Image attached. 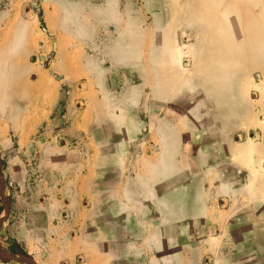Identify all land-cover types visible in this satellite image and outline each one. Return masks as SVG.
<instances>
[{
    "label": "crops",
    "instance_id": "crops-1",
    "mask_svg": "<svg viewBox=\"0 0 264 264\" xmlns=\"http://www.w3.org/2000/svg\"><path fill=\"white\" fill-rule=\"evenodd\" d=\"M12 1L0 0V94L20 96L13 110L30 137L32 128L52 133L4 162L13 264H264L263 139L190 141L167 119L152 134L141 109L142 96L171 93L136 85L141 25L126 11L155 9H142L146 0H36L35 10Z\"/></svg>",
    "mask_w": 264,
    "mask_h": 264
},
{
    "label": "rangeland",
    "instance_id": "rangeland-1",
    "mask_svg": "<svg viewBox=\"0 0 264 264\" xmlns=\"http://www.w3.org/2000/svg\"><path fill=\"white\" fill-rule=\"evenodd\" d=\"M262 1L200 0L202 6L198 8L192 4L189 6L190 0H146L142 9L155 11H141L140 14L126 11L127 16H133L141 25L142 64L136 72V85L140 83L142 89L157 88L162 92L167 89L171 93L155 99L147 97L148 94L142 96L141 109L146 118L156 124V129L152 127V134L155 130L158 134L160 124L167 119L176 135L189 137L190 141L198 134L206 138L231 135L230 138L235 140L264 141V134L259 132V127L264 125ZM12 4L35 10L36 0H14ZM80 18L77 24L87 19ZM161 21L168 22L172 30L166 33L148 30L150 22L157 25ZM102 34L107 40L112 38L108 31ZM155 39H172L174 46L167 51L145 47ZM128 49L132 50L125 48V54ZM167 56L172 62L159 64V58ZM39 61L36 62L41 65ZM47 89L51 91L50 86ZM16 96L20 98L19 95L0 94V264H13L4 248L5 244L9 249L14 248L4 230L6 210H2L1 204L2 201L6 206V200L13 196L9 187L5 190L1 184L7 186L8 179L3 172L6 156L19 152L28 138L37 139L39 135L45 141L44 136L52 135L48 129L43 133L41 127L32 128L35 134L31 137L27 132L29 129L22 130L21 112L13 110L20 107L19 100L12 103ZM259 148L256 153L260 152ZM262 165L264 167V161ZM20 252L27 254V249H20ZM26 261L32 264L30 260Z\"/></svg>",
    "mask_w": 264,
    "mask_h": 264
}]
</instances>
